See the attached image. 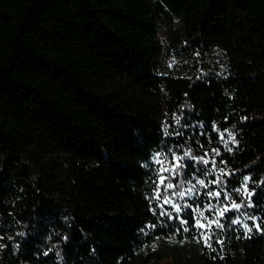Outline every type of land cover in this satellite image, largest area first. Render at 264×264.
I'll return each instance as SVG.
<instances>
[{
  "label": "trees",
  "instance_id": "16d2710c",
  "mask_svg": "<svg viewBox=\"0 0 264 264\" xmlns=\"http://www.w3.org/2000/svg\"><path fill=\"white\" fill-rule=\"evenodd\" d=\"M173 19L170 54L219 50L220 74L160 71ZM167 149L211 153L230 189L249 175L256 207L226 216L264 227V0H0V264H264V234L225 227L210 252L149 210Z\"/></svg>",
  "mask_w": 264,
  "mask_h": 264
},
{
  "label": "snow or ice",
  "instance_id": "6c2138e0",
  "mask_svg": "<svg viewBox=\"0 0 264 264\" xmlns=\"http://www.w3.org/2000/svg\"><path fill=\"white\" fill-rule=\"evenodd\" d=\"M213 130L216 126L213 125ZM228 130L225 129L224 132ZM224 132L219 133V139L225 143L226 151L231 152V148H227V141H224ZM177 135L180 133L177 132ZM231 136V133H229ZM233 143H236L235 138L232 137ZM198 147H202L198 145ZM162 148H166V145H162ZM171 152V158L169 159L168 153ZM211 153L214 156L220 155V150L218 148L211 149ZM209 153L205 152L203 155L195 156L192 154L191 150L183 152V155H178L172 149L158 150L156 151L150 159L152 160V165L145 163L144 167L152 169V177H150L152 183L150 185L151 192L149 197H147L150 203L154 200L156 202L155 206L151 207L149 210L154 215H159L166 217L167 220H178L179 226L175 229L176 232H196L199 236V242H202L203 248L215 252L217 249L215 245H223V240L219 239V234L225 227H231L236 225L244 230V235L251 238L254 230L257 233L264 234V227L261 223L257 222L256 216L247 215V219L252 221L251 224L246 223L240 219V215H236L235 218L232 216H226V213L240 212V210L249 209L256 207L252 196L255 194L256 189L251 190L248 187V182L251 180L249 175L243 176V181L238 187L229 188V179L234 178L235 173L229 172L224 168L217 169L216 160L214 158H206ZM185 158H190L195 164H202L203 167H196L192 170V173H188L185 169L188 167L184 163ZM222 164H226L227 161H220ZM167 164V166H165ZM217 172L219 174H217ZM195 174L199 176L211 175L214 178L210 181L212 185L217 186V190H208L206 196L208 198H215L216 204L208 202L206 204H201L199 199L200 190L197 187L203 186L204 188H209V184L203 178H197L196 183H191L189 176ZM183 179L181 180V177ZM187 183L189 186L185 189L184 184ZM261 183H264L262 181ZM164 192H169L168 195H161V190ZM223 192V200H221ZM185 197H193L192 203H188ZM176 198V199H174ZM239 198V202H235ZM162 200V203L160 201ZM225 201H230L225 202ZM165 205H169L170 209L164 208ZM160 209L157 212V209ZM203 209V210H202ZM205 211L211 213L212 215H217L221 218L227 220V224L223 223L221 219H213L208 215H205ZM240 214H246V212H241ZM192 220L193 223H189ZM163 222L160 224L146 225L155 229L157 227H163ZM214 226V227H213ZM143 231V229L141 230ZM214 259L216 257H213Z\"/></svg>",
  "mask_w": 264,
  "mask_h": 264
},
{
  "label": "rangeland",
  "instance_id": "374dc122",
  "mask_svg": "<svg viewBox=\"0 0 264 264\" xmlns=\"http://www.w3.org/2000/svg\"><path fill=\"white\" fill-rule=\"evenodd\" d=\"M179 25L180 22L177 19H173L172 21L161 22L159 38L161 39L164 53L161 55L158 62L160 71L162 73L191 75L197 68L198 63H200L201 70H209V72L213 74H220L223 69V60L221 53H219V50L214 49L210 51V53L207 55L206 59L204 60L200 59L198 57V54L191 56L190 55L177 56L176 54H170V51L174 48L173 47L174 35L179 30ZM206 158L212 159L214 158V156L211 153H209V156ZM165 166H167V164H165ZM188 186L189 184L185 186V189ZM197 187L199 188L200 192L202 189H207L199 185H197ZM187 198L189 197H185L184 199L187 200ZM205 215H208L213 219H218V214L212 215L211 213L205 211Z\"/></svg>",
  "mask_w": 264,
  "mask_h": 264
}]
</instances>
